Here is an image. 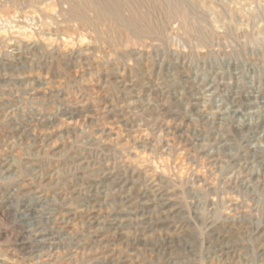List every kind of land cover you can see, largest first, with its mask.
Returning <instances> with one entry per match:
<instances>
[{"label":"rangeland","instance_id":"obj_1","mask_svg":"<svg viewBox=\"0 0 264 264\" xmlns=\"http://www.w3.org/2000/svg\"><path fill=\"white\" fill-rule=\"evenodd\" d=\"M0 264H264V0H0Z\"/></svg>","mask_w":264,"mask_h":264},{"label":"bare ground","instance_id":"obj_2","mask_svg":"<svg viewBox=\"0 0 264 264\" xmlns=\"http://www.w3.org/2000/svg\"><path fill=\"white\" fill-rule=\"evenodd\" d=\"M89 1V0H88ZM94 2V1H93ZM109 2V1H108ZM115 2V1H114ZM113 1H112V3H114ZM120 2H122V1H120ZM118 3V2H117ZM121 4V3H120ZM123 4V3H122ZM94 5V4H93ZM125 5V4H124ZM95 6L96 7H98L100 10H101V12H103V13H106V14H110V15H112L113 13H111V11H110V9H109V5L107 6V3L106 4H103V3H100V2H96L95 1ZM111 6V5H110ZM75 7V6H74ZM92 7H94V6H92ZM97 10V9H96ZM76 12V11H75ZM74 13V12H73ZM116 14V13H115ZM74 16L76 17V14H74ZM109 18V17H108ZM112 19V18H111ZM122 20V19H121ZM116 21V20H115ZM120 22V21H119ZM124 22V21H123ZM125 23V22H124Z\"/></svg>","mask_w":264,"mask_h":264}]
</instances>
